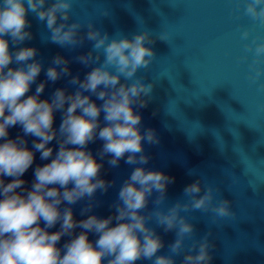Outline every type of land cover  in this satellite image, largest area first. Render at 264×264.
Wrapping results in <instances>:
<instances>
[{
    "label": "clouds",
    "instance_id": "1",
    "mask_svg": "<svg viewBox=\"0 0 264 264\" xmlns=\"http://www.w3.org/2000/svg\"><path fill=\"white\" fill-rule=\"evenodd\" d=\"M72 7L73 0H0V264H176L181 254V264H210L213 245L207 235L193 239L195 229L187 214L210 212L225 219L235 216L231 202L217 200L218 190L205 182L202 186L201 177L185 186V200L162 207L175 177L144 167L150 160L144 144L159 143L154 129L141 131L142 115L136 110L147 107L152 98L154 82L145 83L137 75L156 58L152 32L110 36L93 22L73 20ZM29 14L45 25V39L61 48L76 49L85 40L92 43L87 53L75 57L91 68L82 80L71 75L65 57L56 55L45 70L36 59V47H19L33 38ZM244 14L264 25V0H244ZM85 27L87 32L81 35ZM248 37V31L241 35ZM247 50L254 57L253 79H259L264 74L259 67L264 62V40L254 39ZM42 70L46 80L29 95ZM63 77H71L68 83L74 91L57 88L50 99L40 98L48 82ZM16 126L23 135L9 138V129ZM28 136L34 138L31 148ZM54 140L55 151L49 146ZM96 140L103 142L99 161L88 149ZM36 152L49 162L35 167L32 185L25 188L22 177ZM105 157L113 168L121 160L136 167L119 188L113 215L102 218L93 213L76 220L72 205L87 200L81 215L92 213L96 193L107 192L114 183L101 177ZM5 177L12 179L6 182ZM154 193L159 194L155 206L146 212ZM150 221L165 232L175 230L168 253L158 254L164 242ZM57 224L59 230L49 231ZM90 233L97 236L95 241L89 239ZM65 236L70 239L58 246Z\"/></svg>",
    "mask_w": 264,
    "mask_h": 264
},
{
    "label": "water",
    "instance_id": "2",
    "mask_svg": "<svg viewBox=\"0 0 264 264\" xmlns=\"http://www.w3.org/2000/svg\"><path fill=\"white\" fill-rule=\"evenodd\" d=\"M72 18L85 24L93 22L110 36L119 32L131 37L143 29L152 32L155 42L151 47L156 58L148 69L137 73L145 83L154 82L152 98L147 107L136 110L142 115L141 131L152 128L159 137L158 144H144L150 156L144 167L175 177L167 187L162 207L185 200V186L202 177V186L205 182L216 188L217 200L230 201L235 213L225 219L210 212L187 214L195 229L193 239L207 235L213 245L210 264H264V74L253 79L254 57L247 50L254 39L264 40V25L244 14V0H73ZM28 19L33 38L19 47H36V59L45 70L56 55L65 57L70 61L71 75H79L82 80L91 68L78 63L75 57L87 53L92 43L85 40L76 49L61 48L45 39L48 33L43 23L32 14ZM244 31L249 32L247 40L241 39ZM86 32L85 27L81 35ZM259 67L264 69V62ZM70 78L48 82L40 98L50 99L57 88L74 91L68 83ZM45 80L42 70L28 94H34L36 86ZM100 119L103 126V113ZM60 123L61 113L57 112L54 127ZM22 135L20 126L9 129V138ZM25 139L31 148L34 138ZM102 143L96 140L88 145L98 161ZM49 146L54 151L58 147L55 140ZM107 160H103L101 177L114 181L112 187L96 193L97 206L92 213L81 215L87 200L72 205L76 220L93 213L102 218L114 214L112 204L119 188L136 166L121 160L119 167L113 168ZM47 162L35 153L32 167L22 177L25 188L32 185L35 167ZM4 179L9 182L12 178ZM157 195L150 198L146 212L155 206ZM149 223L164 242L158 254L168 253L176 238L175 230L165 232L154 221ZM59 227L57 224L49 231ZM80 231L77 228L75 233ZM68 239L63 237L58 246ZM89 239L95 241L97 236L90 233ZM191 243L190 239L186 241ZM182 259L183 254L177 256L176 264Z\"/></svg>",
    "mask_w": 264,
    "mask_h": 264
}]
</instances>
